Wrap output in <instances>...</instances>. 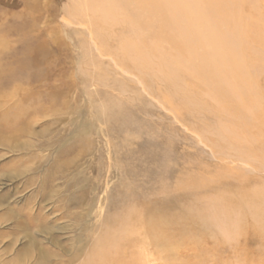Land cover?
I'll return each instance as SVG.
<instances>
[{"label":"rangeland","instance_id":"obj_1","mask_svg":"<svg viewBox=\"0 0 264 264\" xmlns=\"http://www.w3.org/2000/svg\"><path fill=\"white\" fill-rule=\"evenodd\" d=\"M32 1L0 0L9 41L0 49V264H84L107 233L125 241L120 232L134 249L117 264L137 256L136 264H264V238L248 214L232 240L209 225L215 237L189 241L180 232L155 253L145 219L161 204L175 207L165 215L182 217L200 194L183 182L247 168L242 186L250 189L261 188L264 175L253 181L247 165L222 160L201 141L202 127L216 124L210 116L176 115L137 76L99 56L88 33L80 45L70 32L87 29L63 21L70 0H36L39 35L24 37L32 22L23 11ZM252 1L264 10V0L238 3L250 9ZM53 27L62 35L57 45L48 37ZM230 174L217 184L233 183Z\"/></svg>","mask_w":264,"mask_h":264},{"label":"bare ground","instance_id":"obj_2","mask_svg":"<svg viewBox=\"0 0 264 264\" xmlns=\"http://www.w3.org/2000/svg\"><path fill=\"white\" fill-rule=\"evenodd\" d=\"M32 2L23 11L27 21L32 22L29 33L24 35L28 38L39 35L37 24L41 19L36 16L38 0ZM241 3L238 0H70L63 21L67 27L86 28L88 31L84 32L72 29L71 36L77 39L80 35L77 42L81 45L86 41L83 34L88 33L97 44L99 56L109 59L123 72L137 76L142 85L151 88V93L160 94L176 115L210 116L215 120L216 124L202 127L205 131L201 141L211 143L222 160L233 158L247 165L256 174L255 181L264 175V10L253 1L250 9L245 7V2ZM3 23L0 22V49L9 43ZM56 31L48 36L54 45L61 35V31ZM91 80L92 77L87 79L90 83L98 82ZM159 84L164 90L155 88ZM218 117L223 124L219 125ZM246 170L238 168L231 174L219 170L209 179L200 174L183 182L182 189L200 194L183 207L182 217L165 215V209L175 208L170 204L150 209L145 219L146 237L155 253L159 255L167 250L180 232L189 241L194 235L215 237L209 225L219 230L222 238L227 236L232 240V232L243 223L246 214L251 217L256 233L264 238V180L261 188L246 189L242 186ZM226 174L232 175L230 179L235 178L233 183L217 184L228 179ZM243 189L247 191L241 192ZM125 220L120 219L118 225L124 226ZM204 224L208 228L202 227ZM120 233L125 241H110L107 233L84 264L121 263L126 258L122 254L128 248L133 251L134 247ZM139 257L136 260L132 257L125 264H136ZM165 262L170 264L169 258Z\"/></svg>","mask_w":264,"mask_h":264}]
</instances>
